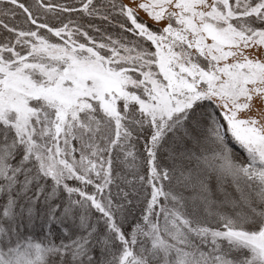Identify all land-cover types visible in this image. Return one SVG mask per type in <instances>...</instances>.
I'll use <instances>...</instances> for the list:
<instances>
[{"label": "snow or ice", "instance_id": "snow-or-ice-1", "mask_svg": "<svg viewBox=\"0 0 264 264\" xmlns=\"http://www.w3.org/2000/svg\"><path fill=\"white\" fill-rule=\"evenodd\" d=\"M0 264H264V0H0Z\"/></svg>", "mask_w": 264, "mask_h": 264}]
</instances>
